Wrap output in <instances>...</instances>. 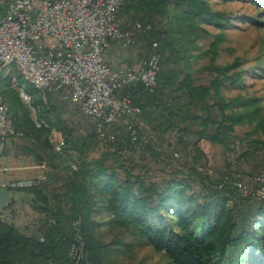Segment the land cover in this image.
Wrapping results in <instances>:
<instances>
[{
  "label": "trees",
  "instance_id": "16d2710c",
  "mask_svg": "<svg viewBox=\"0 0 264 264\" xmlns=\"http://www.w3.org/2000/svg\"><path fill=\"white\" fill-rule=\"evenodd\" d=\"M262 1L246 0L253 6ZM117 18L122 30L134 31L143 58L153 45L159 55L155 89L124 92L141 110L137 130L140 124L147 129L138 130L136 143L124 118L107 126L100 139L91 123L77 128L52 98L44 105L38 92L32 106L47 128H36L9 78L0 80L8 124L23 134L16 150L49 167L45 183L16 189L31 197L30 208L39 218L30 235L0 221V264H68L76 221L90 263L115 264L114 245L99 232L102 215L121 235L144 241L168 264H264V203L232 186L227 160L237 143L243 148L237 164L264 152V141L251 139L264 127L261 101L225 96L246 86L244 72H232L234 65H215L223 34L213 36L207 51L198 44L210 37L205 27L222 32L233 20L213 11L207 0H125ZM245 20L260 24L256 18ZM206 58V66L193 69ZM259 70L264 78V67ZM203 73L206 83L199 77ZM15 79L30 95L17 72ZM244 125L252 129L239 138L235 129ZM51 132L61 136L60 154L48 140ZM202 141L222 148L224 173L207 175Z\"/></svg>",
  "mask_w": 264,
  "mask_h": 264
},
{
  "label": "built area",
  "instance_id": "2783aa9c",
  "mask_svg": "<svg viewBox=\"0 0 264 264\" xmlns=\"http://www.w3.org/2000/svg\"><path fill=\"white\" fill-rule=\"evenodd\" d=\"M125 0H0V80L3 71L9 78L36 128L44 126L37 120L32 99L15 79H21L41 95L48 105L49 97L73 107L92 124L95 134L105 138L104 130L124 118L127 133L134 144L138 130L145 129L136 121L141 114L124 95L125 90L142 87L152 92L159 72V55L153 50L137 67L113 68L107 63L109 47L116 44L126 50L135 43L133 30H122L117 13ZM51 132L48 140L57 154L61 141ZM23 134L8 124V108L0 94V157L7 140L19 142ZM233 162V161H232ZM36 169L46 171L44 164ZM226 179V178H225ZM239 175L232 186L243 197L264 203V173L255 178L256 190L243 186ZM41 175L29 182L2 185V190H16L45 183ZM80 222L74 223L76 235L68 255V264H91L79 233Z\"/></svg>",
  "mask_w": 264,
  "mask_h": 264
},
{
  "label": "rangeland",
  "instance_id": "374dc122",
  "mask_svg": "<svg viewBox=\"0 0 264 264\" xmlns=\"http://www.w3.org/2000/svg\"><path fill=\"white\" fill-rule=\"evenodd\" d=\"M207 1L210 3L213 11L228 15L233 22L228 29L222 32L213 27H205L210 37L201 38L198 44L202 51H207L213 41V36L218 33L223 34V42L219 45L215 65L221 67L234 65L232 72H244L243 77L246 86L243 91H230L225 94V96L227 98L242 96L260 100L263 108L261 115L264 118V78L258 77V74H260L259 69L264 67V1H262L259 6H253L247 3L246 0ZM249 17L256 18L260 24L253 26L247 23L245 19ZM142 52V48L137 45V43H134L132 47L126 50L114 44L109 47L106 61L113 68H137L145 59L142 57ZM207 63V58L201 59L194 64L193 69L198 70L206 66ZM5 73L6 70L3 71V79L6 78ZM205 76V73L199 75L201 83L207 82V77ZM28 85V89L31 91L29 96L32 99V103H34V98L38 93L32 85ZM3 87L4 85L0 86L2 89ZM52 102L64 113L66 118L74 120V124H76L77 128L85 130L90 127L91 124L78 112V110L61 104L57 100H53ZM37 105L38 102L36 103V106ZM251 129L252 128L246 125L237 127L235 129V135L242 138L245 134L249 133ZM142 139L143 142L146 141L145 136ZM251 139H260L264 141V127L258 130ZM200 144L208 161L206 167L207 175L216 177L215 175L224 173L226 171L227 161L224 160L222 148L220 146H212L206 141H202ZM242 151V146L237 143L230 156H228L229 158L227 160L232 165V178L235 179L236 175H239V182H241L243 186L249 187L254 191L258 187L255 178L264 173V152L258 153L254 159H249L246 162L240 161L237 164L236 159L240 156ZM149 163L151 164L152 162L147 161L145 164ZM154 167L156 169L161 168L156 164ZM11 193L14 197L15 195H20L21 192L12 191ZM10 216L9 209L0 211V218L3 220L8 219ZM99 222L101 224L99 228L101 239L108 244H113V248L116 250L113 255L115 264H168L162 255L154 253L144 241L132 237L128 233L121 235L119 230L114 229L107 223L105 215L101 216Z\"/></svg>",
  "mask_w": 264,
  "mask_h": 264
},
{
  "label": "crops",
  "instance_id": "0c3cea01",
  "mask_svg": "<svg viewBox=\"0 0 264 264\" xmlns=\"http://www.w3.org/2000/svg\"><path fill=\"white\" fill-rule=\"evenodd\" d=\"M53 100L54 99H52V101ZM53 139L56 142L61 141L60 134L53 133ZM18 144H20V142L12 140H7L5 142L3 156L0 157V190H2V185H7L9 183L37 180L47 170L49 171V167H46V171L36 169L35 166L38 164H36L32 158L21 156L16 150ZM59 186L60 184L51 185L49 189L59 188ZM8 191L10 193L12 204L5 209H9L11 216L6 220L0 218V221L13 225L23 234H32L39 217L33 213L30 208L29 204L31 202V197L22 192L20 195H15L13 197L11 192L16 190ZM105 217L107 223H109L108 217L106 215Z\"/></svg>",
  "mask_w": 264,
  "mask_h": 264
},
{
  "label": "water",
  "instance_id": "95a60500",
  "mask_svg": "<svg viewBox=\"0 0 264 264\" xmlns=\"http://www.w3.org/2000/svg\"><path fill=\"white\" fill-rule=\"evenodd\" d=\"M12 204L10 193L8 190H0V211L9 207Z\"/></svg>",
  "mask_w": 264,
  "mask_h": 264
}]
</instances>
